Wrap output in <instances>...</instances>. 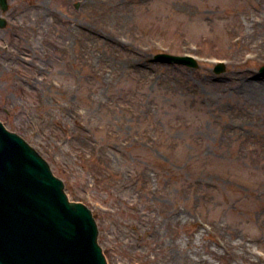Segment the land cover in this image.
I'll return each instance as SVG.
<instances>
[{
  "label": "rangeland",
  "instance_id": "374dc122",
  "mask_svg": "<svg viewBox=\"0 0 264 264\" xmlns=\"http://www.w3.org/2000/svg\"><path fill=\"white\" fill-rule=\"evenodd\" d=\"M8 2L0 121L92 211L108 264L264 257V0Z\"/></svg>",
  "mask_w": 264,
  "mask_h": 264
},
{
  "label": "water",
  "instance_id": "95a60500",
  "mask_svg": "<svg viewBox=\"0 0 264 264\" xmlns=\"http://www.w3.org/2000/svg\"><path fill=\"white\" fill-rule=\"evenodd\" d=\"M0 7L6 12L7 0ZM155 59L199 68L190 55ZM225 71L224 63L215 68ZM98 235L90 209L70 201L49 164L0 122V264H107Z\"/></svg>",
  "mask_w": 264,
  "mask_h": 264
},
{
  "label": "bare ground",
  "instance_id": "6f19581e",
  "mask_svg": "<svg viewBox=\"0 0 264 264\" xmlns=\"http://www.w3.org/2000/svg\"><path fill=\"white\" fill-rule=\"evenodd\" d=\"M134 54H135V56H137L136 53H134ZM254 84L255 85L252 88V92L251 93L252 94H256L257 96H259L260 98H262V100H264V82L263 83L260 82L258 85H257L256 82ZM262 240H264V238ZM130 244H131V241L130 240L126 241V243H125V245L127 247ZM230 248L231 249L239 248L238 249V252L235 251V250H231L230 251V255L231 256H234V257H238L239 256L240 258L244 259L248 264H261L264 261L263 255L256 256L255 255V252L253 251V249L250 248V247H248L245 242H240L239 245H238V247H236L235 245H231ZM214 254H217V252L214 253ZM197 264H211V263H210V261L206 257H203V258H200L198 260V263Z\"/></svg>",
  "mask_w": 264,
  "mask_h": 264
}]
</instances>
